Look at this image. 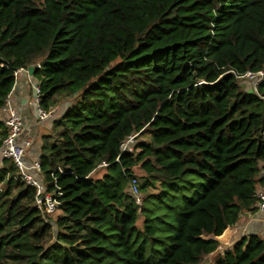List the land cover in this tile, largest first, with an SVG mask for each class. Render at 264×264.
Returning <instances> with one entry per match:
<instances>
[{
	"label": "trees",
	"instance_id": "16d2710c",
	"mask_svg": "<svg viewBox=\"0 0 264 264\" xmlns=\"http://www.w3.org/2000/svg\"><path fill=\"white\" fill-rule=\"evenodd\" d=\"M29 65L45 110L69 101L39 155L62 194L46 221L0 167V264H264V236L216 238L264 185V0H0V107Z\"/></svg>",
	"mask_w": 264,
	"mask_h": 264
},
{
	"label": "built area",
	"instance_id": "2783aa9c",
	"mask_svg": "<svg viewBox=\"0 0 264 264\" xmlns=\"http://www.w3.org/2000/svg\"><path fill=\"white\" fill-rule=\"evenodd\" d=\"M39 66V65H38ZM27 72V69H25ZM15 74V73H14ZM239 78H247L253 88L263 78V70L256 72L247 71L239 75ZM34 94L32 102L36 109V118L38 121L47 120L51 114V110H45L40 105V86L39 82L33 83ZM1 121L5 127L6 133L0 145V157L9 160L17 169L20 178L30 186L35 188L34 206L40 211L43 218L47 221L48 216L55 213L60 206V199L62 192L60 187L56 184V177H53V187L48 189V183L44 180V175L41 170L39 157L27 158V151L31 146L32 139L27 135V124L16 110V108L9 101L8 97L4 104L0 107ZM134 134L127 136L120 143L121 151H133ZM106 163L100 164L105 166ZM128 191L133 197L135 203L140 205L143 199V193L139 188V181L137 177H133L129 183ZM252 209L263 214L264 220V185L257 188L255 191V202ZM248 210V209H242Z\"/></svg>",
	"mask_w": 264,
	"mask_h": 264
},
{
	"label": "crops",
	"instance_id": "0c3cea01",
	"mask_svg": "<svg viewBox=\"0 0 264 264\" xmlns=\"http://www.w3.org/2000/svg\"><path fill=\"white\" fill-rule=\"evenodd\" d=\"M14 85L8 95L9 101L20 113L25 123L27 124V135L32 139L30 148L27 151V158L39 157L41 154L42 136L47 134L52 126V122L57 118L58 113L62 112L67 105L65 99L61 106H54L51 111V116L44 121H38L36 118V109L32 102L34 94L33 75H30L25 69L16 71ZM67 101V99H66ZM0 111V121H1ZM256 209L242 210L238 221L227 227L224 232L217 236L220 242V248L217 252H222L229 248L235 241L248 233H257L264 236V220L260 215L255 216ZM221 250V251H220Z\"/></svg>",
	"mask_w": 264,
	"mask_h": 264
},
{
	"label": "rangeland",
	"instance_id": "374dc122",
	"mask_svg": "<svg viewBox=\"0 0 264 264\" xmlns=\"http://www.w3.org/2000/svg\"><path fill=\"white\" fill-rule=\"evenodd\" d=\"M14 73H16V71L14 72ZM34 81H38L35 77H33L32 78ZM240 84L242 85V87H244L245 89H254L253 88V86L251 85V82L247 79V78H241L240 79ZM64 96L63 95H58L57 96V98H56V104H55V106L57 105V106H61L62 104H63V101H64ZM65 102H69L68 101V98H67V101H66V99H65ZM142 139H147V136L146 135H140V136H137L136 138H133V143H132V145L134 144V143H136V142H138L139 140H142ZM10 163V161L9 160H7V159H3V158H1L0 157V167L3 165V164H9ZM104 166H99L94 172H92L91 173V176L92 177H94V178H99L101 175H102V173L104 172ZM134 173H135V176L137 177V179H138V181H139V183H141V181H142V176H143V172H142V170L140 169V168H138V167H135L134 168ZM156 189H154L153 190V192L155 191ZM157 191V190H156ZM59 213V210H57L55 213H53V214H51L49 217V221L50 220H54L55 219V217L57 216V214ZM255 214V216H257V215H260V217H263V214L261 213V212H259V211H257V212H255L254 213ZM221 251V250H220ZM222 252H223V250H222ZM213 254H211V255H209V256H207V258H210L211 256H212Z\"/></svg>",
	"mask_w": 264,
	"mask_h": 264
},
{
	"label": "water",
	"instance_id": "95a60500",
	"mask_svg": "<svg viewBox=\"0 0 264 264\" xmlns=\"http://www.w3.org/2000/svg\"><path fill=\"white\" fill-rule=\"evenodd\" d=\"M34 69H35V66H33V65H29L28 67H27V72L30 74V75H33V71H34ZM247 92L248 93H253V89H247ZM67 105L69 104V102H67L66 103ZM207 260H204L203 262H202V264H207Z\"/></svg>",
	"mask_w": 264,
	"mask_h": 264
},
{
	"label": "clouds",
	"instance_id": "9594fccd",
	"mask_svg": "<svg viewBox=\"0 0 264 264\" xmlns=\"http://www.w3.org/2000/svg\"><path fill=\"white\" fill-rule=\"evenodd\" d=\"M27 69V68H26Z\"/></svg>",
	"mask_w": 264,
	"mask_h": 264
}]
</instances>
